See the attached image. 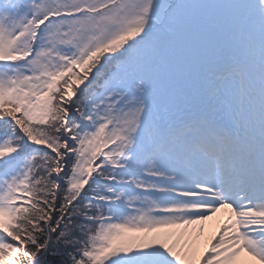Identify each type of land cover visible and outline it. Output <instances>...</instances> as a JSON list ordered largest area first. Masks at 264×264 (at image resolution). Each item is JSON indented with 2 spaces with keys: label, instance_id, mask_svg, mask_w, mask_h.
<instances>
[{
  "label": "snow or ice",
  "instance_id": "6c2138e0",
  "mask_svg": "<svg viewBox=\"0 0 264 264\" xmlns=\"http://www.w3.org/2000/svg\"><path fill=\"white\" fill-rule=\"evenodd\" d=\"M0 264H264V0H0Z\"/></svg>",
  "mask_w": 264,
  "mask_h": 264
},
{
  "label": "trees",
  "instance_id": "16d2710c",
  "mask_svg": "<svg viewBox=\"0 0 264 264\" xmlns=\"http://www.w3.org/2000/svg\"><path fill=\"white\" fill-rule=\"evenodd\" d=\"M0 133H2V129H0Z\"/></svg>",
  "mask_w": 264,
  "mask_h": 264
}]
</instances>
